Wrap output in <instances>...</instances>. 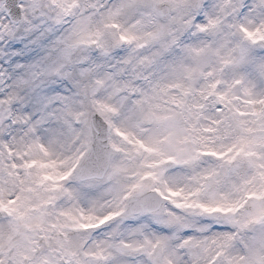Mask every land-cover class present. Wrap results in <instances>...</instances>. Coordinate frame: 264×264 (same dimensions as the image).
Returning <instances> with one entry per match:
<instances>
[{
  "label": "snow or ice",
  "instance_id": "1",
  "mask_svg": "<svg viewBox=\"0 0 264 264\" xmlns=\"http://www.w3.org/2000/svg\"><path fill=\"white\" fill-rule=\"evenodd\" d=\"M0 264H264V0H0Z\"/></svg>",
  "mask_w": 264,
  "mask_h": 264
}]
</instances>
